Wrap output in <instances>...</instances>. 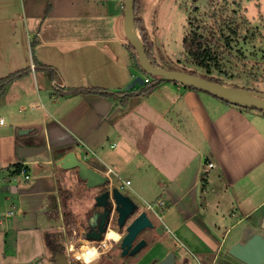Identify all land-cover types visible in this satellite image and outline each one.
I'll return each instance as SVG.
<instances>
[{
	"label": "crops",
	"instance_id": "crops-1",
	"mask_svg": "<svg viewBox=\"0 0 264 264\" xmlns=\"http://www.w3.org/2000/svg\"><path fill=\"white\" fill-rule=\"evenodd\" d=\"M144 4L140 0L138 16L156 60L181 65L182 47L171 58L160 50ZM121 10L120 0H0V77L32 67L35 59L55 69L32 67L0 95L1 264H28L49 251L46 244L38 247L54 224L57 211L47 212L58 207L59 187L68 189L76 211L85 199L89 203L88 193L94 202L100 188L89 189L77 167L58 163L70 151L104 174L111 167L113 187L131 180L122 192L134 200L163 201L151 230L155 239L145 238L150 249L141 255L160 260L184 247L182 262L246 264L229 247L264 234V112L170 80L125 104L119 97L69 91L126 89L136 75L146 77L132 63ZM20 162L28 179L13 174ZM234 228L240 232L232 236ZM195 230L205 242L200 254L183 240Z\"/></svg>",
	"mask_w": 264,
	"mask_h": 264
},
{
	"label": "rangeland",
	"instance_id": "rangeland-1",
	"mask_svg": "<svg viewBox=\"0 0 264 264\" xmlns=\"http://www.w3.org/2000/svg\"><path fill=\"white\" fill-rule=\"evenodd\" d=\"M210 1L211 0H145V17L149 20L150 26L160 41V50L167 52L171 58L172 54L181 49V43L183 42L186 32L188 16L197 17V21L201 23H212L213 20L210 17L212 7L208 4ZM216 1L217 0H215V2ZM226 3L229 4L230 10L236 9L239 15L242 16L245 22V28L242 30L240 36L233 38L231 49L226 47V53L222 57V70L213 69L212 74L218 76L226 85L238 84L240 87L256 90L262 93L264 92V0H219L216 3L218 5V10H221L222 6ZM155 25H157V27ZM145 31L148 34L146 29ZM219 36H221L224 41L223 34L219 33ZM6 40L8 41L7 44L11 43L8 37L5 38V41ZM10 49L11 47L8 48V50ZM154 52H156L155 49ZM179 58H181V52ZM183 59L184 57L182 55V61ZM186 64L189 67H192L191 64H188L185 61L181 62V65H176V67L182 69V66ZM135 66L136 65L134 64V67ZM136 68L138 67L136 66ZM196 70L199 74L204 73V70L201 68H196ZM31 89L34 90V86H32ZM250 95L253 97L255 94ZM253 110L257 111L256 109ZM115 180L117 183L120 182V179L117 176H115ZM91 188L92 187L89 189ZM58 190L59 198L57 197L56 199L58 207H48L49 211L52 209L51 211H53V213L57 211V215L52 219L54 223H52L53 226L47 231L50 232L53 239L57 240L59 244L63 246V252L59 254V256L62 257V255H66L69 264H158L160 260L159 256L156 254V257H153L151 254L144 256L141 255L143 252L139 253V251L133 255H123L120 249L122 238L119 241L110 239V245L105 244L104 248H98L99 242L91 241L86 237V231L89 229L88 216L92 211L94 194L91 195L88 193V198L91 197L89 203L88 200L86 202L85 199V202H83V204L81 203L82 209L76 211L72 209L70 207L71 204L69 206L67 202L70 200L68 189L59 187ZM124 191L127 192V189H124ZM134 198L139 202L140 206H144V208L146 207V202L140 197L134 196ZM156 202L159 203L158 201ZM156 202H154L155 208L157 210L161 209L160 205ZM65 204L66 207H64ZM81 213L83 216H80ZM150 215L155 222H160L157 215H154L152 212H150ZM112 226L117 229L122 236L124 235V230L120 231L114 224H112ZM200 227L203 228L202 225H200ZM186 228L189 229V227ZM152 229L154 228H147L142 231L138 236V240L148 238L150 241H153L155 236L151 235ZM175 232L177 235L179 234L178 231ZM239 232V228H234L231 235L235 236ZM188 234V236L183 235V240L191 251L198 254L200 251L199 249L202 246L206 248L205 242L201 241L202 239L199 238L200 231H189ZM200 243L202 245H200ZM90 244L95 245L100 251L99 256L94 261L86 263L75 257L76 251ZM44 245L45 243H41L38 249L43 248ZM72 245L74 249L70 251L69 249ZM147 245L148 244H146L145 247H147ZM7 248L10 249V247ZM24 248L25 251L28 249L27 243H24ZM148 249H150V246H148L145 251ZM163 249L165 250V248L162 247L161 250ZM175 252L178 256L176 261L177 264H184V262L180 261L179 257L188 254L186 248L176 247ZM19 257L20 259H23L27 258L28 255L20 253ZM44 258L50 259L49 264H55L51 259L50 250H47L45 255H40L37 260L29 261L27 263L43 264L42 262H44V264H46ZM1 263L2 262L0 261V264ZM10 264L16 263L13 262ZM188 264H196V261L189 260Z\"/></svg>",
	"mask_w": 264,
	"mask_h": 264
},
{
	"label": "water",
	"instance_id": "water-1",
	"mask_svg": "<svg viewBox=\"0 0 264 264\" xmlns=\"http://www.w3.org/2000/svg\"><path fill=\"white\" fill-rule=\"evenodd\" d=\"M134 4L135 0H124V31L128 43L138 54L144 73L157 76L161 81L170 80L195 87L242 107L264 110V92L226 85L181 68L156 64L149 57L138 33ZM144 82L143 75H136L126 89H131L137 84L142 85ZM250 94L255 95L252 97ZM58 163L64 168L77 167L79 176L86 181L88 187L100 188L99 193L94 197L92 211L88 216L89 229L86 231V237L89 240H101L105 237L110 224H114L120 231L124 230L120 244L122 253L133 255L141 251L147 241L145 238L138 240V236L145 229L155 226L149 212L145 208L141 209L139 202L123 193L119 187H108V176L79 159L74 151L68 152L58 160ZM261 227L264 230V219ZM229 253L246 264H264V234L258 232L245 242L233 243L229 247ZM55 264H69L67 256H58ZM158 264H176V253L170 251Z\"/></svg>",
	"mask_w": 264,
	"mask_h": 264
},
{
	"label": "trees",
	"instance_id": "trees-1",
	"mask_svg": "<svg viewBox=\"0 0 264 264\" xmlns=\"http://www.w3.org/2000/svg\"><path fill=\"white\" fill-rule=\"evenodd\" d=\"M217 1L215 2V0H211L208 3L212 7V12L210 13V17L213 20L212 23H201L197 21V17L188 16L186 32L183 38L181 58L178 59V62L185 61L186 63L192 65V67H189L187 64L183 65L182 69L184 70L199 74L196 68H201L204 70V73L200 75L223 83V81L218 76L212 74V71L213 69L222 70V57L226 53V47L231 49L233 38L240 36L242 30L245 28V22L236 9H229V4L227 3L222 6L221 10H218V5L216 4ZM120 3L122 5L121 11H123L124 0H120ZM134 6L136 13V27L140 33L147 53L156 64L163 66L156 60V57L153 55V45L149 42V36L142 26V20L138 16L140 0H135ZM219 33L223 34L224 41L221 36H219ZM182 55L184 57L183 61ZM132 57V63L135 64L139 69H142L138 54L135 50L132 53ZM34 68H46L51 72L55 71L54 67L41 63L37 59H35ZM31 70L32 67L28 66L13 71L6 76L0 77V95L5 93L10 83H12L15 79L21 78L24 75L28 74ZM146 77H149L150 80L145 81V83L140 86L132 87L131 89L110 90L102 87H81L72 88L69 89V91H90L113 96L116 98L119 97L121 103L125 104L130 96L137 93L148 95L162 82L157 76L146 74ZM235 85L239 86L238 84ZM224 101L229 102L227 100ZM260 111L264 112V110ZM22 166L23 163L21 162L13 165V167H15L13 174H20ZM64 207H66V204L64 205ZM47 214L48 217H50L51 215H53V212H47ZM44 237L46 247L51 251V259L55 263L58 259L59 254L63 252V246L60 245L57 240L52 238V235L49 231H46L44 233Z\"/></svg>",
	"mask_w": 264,
	"mask_h": 264
},
{
	"label": "bare ground",
	"instance_id": "bare-ground-1",
	"mask_svg": "<svg viewBox=\"0 0 264 264\" xmlns=\"http://www.w3.org/2000/svg\"><path fill=\"white\" fill-rule=\"evenodd\" d=\"M110 239H113L115 241H119L121 239V233L117 229H115L112 225L109 227V229L105 234L104 241L106 242L107 245L109 244ZM99 254H100L99 249L95 245L90 244L76 251L75 257L86 263H91L99 256Z\"/></svg>",
	"mask_w": 264,
	"mask_h": 264
},
{
	"label": "built area",
	"instance_id": "built-area-1",
	"mask_svg": "<svg viewBox=\"0 0 264 264\" xmlns=\"http://www.w3.org/2000/svg\"><path fill=\"white\" fill-rule=\"evenodd\" d=\"M32 67L34 68V65H32ZM149 80H150L149 77H145V81H149ZM1 122H3V119H1ZM208 165L211 167V166H214V163L213 162H209ZM112 172H113V169L111 167H108V169L105 172V175H107L108 178H109V183L108 184H109L110 188L113 187V181H112V178H111V175H110ZM21 173L25 175L26 179H28L30 177L29 173L27 172V168L25 167L24 164H23V166L21 168ZM130 183H131V180L126 179V180H123L122 184L117 186V187H119L122 190L125 185H129ZM154 202H147L146 203L147 205H146L145 209L149 212V214H150V212H152L154 215H157V216L161 217L160 214H159V210H157L155 208V203ZM157 204H159L161 206L163 204V201H160ZM110 226H111V224H110ZM121 238H122V235H121ZM104 240H105V237L103 239H101V240H91V241L99 242L98 248L99 247L104 248L105 244H106V242ZM73 249L74 248H73V245H72L69 250L71 251Z\"/></svg>",
	"mask_w": 264,
	"mask_h": 264
},
{
	"label": "flooded vegetation",
	"instance_id": "flooded-vegetation-1",
	"mask_svg": "<svg viewBox=\"0 0 264 264\" xmlns=\"http://www.w3.org/2000/svg\"><path fill=\"white\" fill-rule=\"evenodd\" d=\"M112 225V224H111ZM120 249H121V253H122V251H123V249L121 248V245H120ZM169 253V252H168ZM123 254V253H122ZM124 255V254H123ZM130 254H126V256H129ZM168 255V254H167ZM164 257H166V255L164 256ZM163 257V258H164ZM176 261H177V258H176ZM176 264H177V262H176ZM184 264H188V262H184Z\"/></svg>",
	"mask_w": 264,
	"mask_h": 264
}]
</instances>
